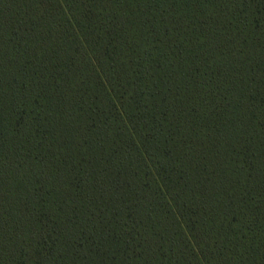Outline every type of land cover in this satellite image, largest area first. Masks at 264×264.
I'll return each mask as SVG.
<instances>
[{"label":"trees","instance_id":"1","mask_svg":"<svg viewBox=\"0 0 264 264\" xmlns=\"http://www.w3.org/2000/svg\"><path fill=\"white\" fill-rule=\"evenodd\" d=\"M0 264H264V0H0Z\"/></svg>","mask_w":264,"mask_h":264}]
</instances>
